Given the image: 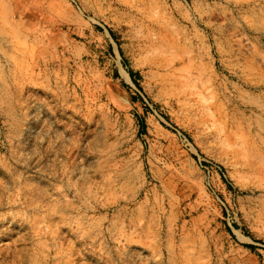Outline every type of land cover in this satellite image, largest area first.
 <instances>
[{"label": "rangeland", "instance_id": "obj_1", "mask_svg": "<svg viewBox=\"0 0 264 264\" xmlns=\"http://www.w3.org/2000/svg\"><path fill=\"white\" fill-rule=\"evenodd\" d=\"M0 264H264V0H0Z\"/></svg>", "mask_w": 264, "mask_h": 264}]
</instances>
